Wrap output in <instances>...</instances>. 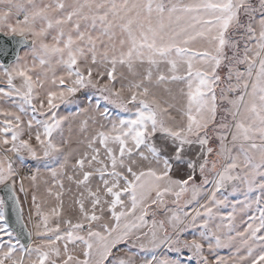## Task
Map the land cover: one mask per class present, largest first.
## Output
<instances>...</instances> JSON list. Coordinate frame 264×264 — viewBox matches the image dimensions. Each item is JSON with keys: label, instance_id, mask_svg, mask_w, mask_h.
<instances>
[{"label": "snow or ice", "instance_id": "obj_1", "mask_svg": "<svg viewBox=\"0 0 264 264\" xmlns=\"http://www.w3.org/2000/svg\"><path fill=\"white\" fill-rule=\"evenodd\" d=\"M0 37V264H264V0H0Z\"/></svg>", "mask_w": 264, "mask_h": 264}, {"label": "water", "instance_id": "obj_2", "mask_svg": "<svg viewBox=\"0 0 264 264\" xmlns=\"http://www.w3.org/2000/svg\"><path fill=\"white\" fill-rule=\"evenodd\" d=\"M0 47L8 49V55H0V61L10 62L13 59V53L15 51H20V54L23 52V49L20 48L16 43L11 41L7 37H0Z\"/></svg>", "mask_w": 264, "mask_h": 264}, {"label": "rangeland", "instance_id": "obj_3", "mask_svg": "<svg viewBox=\"0 0 264 264\" xmlns=\"http://www.w3.org/2000/svg\"><path fill=\"white\" fill-rule=\"evenodd\" d=\"M23 55V52L21 53ZM62 111L64 110L63 108L61 109ZM25 213L27 214V205H25Z\"/></svg>", "mask_w": 264, "mask_h": 264}]
</instances>
